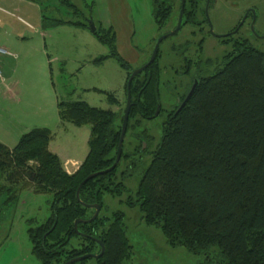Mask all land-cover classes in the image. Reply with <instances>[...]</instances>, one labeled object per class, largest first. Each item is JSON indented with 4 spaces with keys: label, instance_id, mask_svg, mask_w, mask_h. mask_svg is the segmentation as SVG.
Returning a JSON list of instances; mask_svg holds the SVG:
<instances>
[{
    "label": "trees",
    "instance_id": "trees-1",
    "mask_svg": "<svg viewBox=\"0 0 264 264\" xmlns=\"http://www.w3.org/2000/svg\"><path fill=\"white\" fill-rule=\"evenodd\" d=\"M29 1L41 6L43 32L62 24L88 29L90 19L95 24L93 1L87 4L81 0L87 14L71 1H61L69 10L72 8L77 21L47 16L38 0ZM174 2L151 0L153 20L159 29L170 21ZM178 4L180 9V0ZM184 12L180 29L194 20L187 13L186 2ZM95 28L92 34L108 47L109 54L94 63L111 58L126 72L123 107L102 110L84 101L58 98L57 115L62 123L90 127L88 153L71 175L48 149L52 139L48 128L29 130L13 148L0 143V225L4 211L14 206L23 189L48 194L49 217L28 229L32 251L40 264H64L83 255H97L101 251L99 241L104 252L96 259L97 264H122L131 250L124 214L116 211L107 215L102 196L125 195L120 203L137 209L141 221L158 228L170 247L204 254L216 264H264V48L229 46L220 59L198 69V85L181 110L174 111L175 106L163 113L160 107L155 116L162 74L158 51L154 62L131 81L132 105L118 165L88 180L81 187L78 201L79 184L115 161L126 84L135 70L118 53L113 28H104L99 22ZM185 91L180 93L181 99ZM106 94L112 105L120 106L112 94ZM163 114L160 139L143 169L142 154L147 151L142 144L150 137L136 131L142 121ZM138 169L141 178L132 192L125 181ZM94 204L100 206L99 215L85 223L94 213L88 206ZM76 220L81 222L75 231ZM88 259L72 264H85Z\"/></svg>",
    "mask_w": 264,
    "mask_h": 264
},
{
    "label": "rangeland",
    "instance_id": "rangeland-1",
    "mask_svg": "<svg viewBox=\"0 0 264 264\" xmlns=\"http://www.w3.org/2000/svg\"><path fill=\"white\" fill-rule=\"evenodd\" d=\"M61 1L63 0H38L45 7L47 16L77 21L72 8L69 10ZM69 1L87 14L81 0ZM84 1L87 4L94 2L92 14L95 26L100 19L112 26L116 34L117 50L132 69L140 68L149 60L158 39L176 28L179 17L178 0L174 2L170 21L162 29L153 20L151 0ZM212 2L208 19L213 32L227 30L248 7H253L261 22H264V0ZM193 30L196 32L195 27L184 25L176 34L159 44L158 63L162 69L160 107L163 108V113L174 104L172 93L180 94L183 91L181 71L186 67L185 57L188 55L180 47L191 39ZM200 38L198 36L193 41L197 42ZM7 46L6 42L0 41V49L16 55L12 60L6 54H0V143L13 148L23 134L33 128H46L43 126L48 124V129L55 133L53 146L63 155L83 160L88 153L89 125L79 129L69 123L57 126V120H49L50 114L45 111L52 107L55 115V96L60 100L84 101L91 107L118 111L124 103L126 72L111 58L94 63L96 58L109 54L108 47L100 44L89 29L71 24L49 28L43 37L32 36L26 42L12 44L11 49ZM227 49L218 45L213 38H206L202 59L208 57L211 61L218 60ZM25 51L31 53L28 58L21 56ZM10 71H13L11 75ZM8 88L11 89L8 96L13 100L5 95ZM106 93L112 94L120 106L112 105ZM38 101L41 104H37ZM36 106H42V111L36 113ZM164 115L142 121L136 131L137 135L144 132L150 137L142 144V148L144 146L147 151L142 154L143 169L149 164L151 153L160 139V125ZM130 141L128 135L127 149L130 148ZM117 177H120L119 174ZM140 178L141 172L138 169L125 181L127 189L135 191ZM124 197L125 195L113 198L108 194L102 196L103 211L107 215L116 211L124 214L123 222L131 250L129 258L122 264H216L204 254L194 255L182 247L167 245L158 228L146 226L141 221L137 209H128L120 203ZM50 202L51 195L23 189L14 206L4 211L0 225V264H40L32 251L28 229L36 228L47 220ZM85 264H97V261L89 258Z\"/></svg>",
    "mask_w": 264,
    "mask_h": 264
},
{
    "label": "flooded vegetation",
    "instance_id": "flooded-vegetation-1",
    "mask_svg": "<svg viewBox=\"0 0 264 264\" xmlns=\"http://www.w3.org/2000/svg\"><path fill=\"white\" fill-rule=\"evenodd\" d=\"M185 2L187 3L188 15L191 16V19H194L190 21L189 25L195 27L196 32L193 30L190 35L191 39L186 40L182 45L181 51H184L185 54L188 55L185 57L186 67L181 71V75L184 79L183 91H185L186 88L187 90L185 91L182 99L180 98L181 94L175 92L172 93L174 104L171 105V108L173 109L176 106L177 109L174 110L176 112L192 86L194 84H196V86L198 85V69L202 65H206V63L211 61L208 57L202 59L204 57L203 48L206 43V38H213L218 45L226 48L235 44L238 46H252L259 50L264 48V22H261V19L257 16L253 7L244 9L240 17L236 19L235 24L227 30L222 32H213L208 19V10L209 6L213 3L212 0H196L192 3L190 0H184V7ZM184 13L183 8V15ZM247 30H249V33H247ZM198 36L201 38L197 40V42H194L193 39L196 40ZM191 57H193V59ZM171 108L169 109L170 111Z\"/></svg>",
    "mask_w": 264,
    "mask_h": 264
},
{
    "label": "crops",
    "instance_id": "crops-1",
    "mask_svg": "<svg viewBox=\"0 0 264 264\" xmlns=\"http://www.w3.org/2000/svg\"><path fill=\"white\" fill-rule=\"evenodd\" d=\"M40 13H41V6L29 0H0V41L6 42L8 44L7 48L11 49L12 44L16 45L17 43H20L23 41L26 42V40H29L32 36L38 35L39 38L43 37L45 35V32L40 30V15H41ZM98 22L104 28L112 27L111 25L107 24V22H105L104 20L100 19ZM0 54H6L12 60L15 58V55H16V54L14 55L11 52L9 53L7 50H4V52H1ZM30 54H31L30 52L25 51L24 53L21 54V56L23 55L24 57L28 58ZM47 61L49 63L48 59ZM1 64H3V62ZM41 70L42 69H40V71ZM11 72L13 71H10L9 73L10 75H11ZM49 75H50V72H49ZM49 80L51 81L50 77H49ZM124 84H125V81H124ZM51 85L54 90V84L52 81H51ZM8 93H11L10 88L6 90L5 95L8 96ZM8 97L11 100H13L12 97L10 96ZM57 101L58 99H56V96H55V101H53V104H55V106L57 105ZM71 101H74V100H71ZM34 103H37V102H34ZM37 104H41V103L38 101ZM37 104H34V105H37ZM35 108H36V113L41 112L43 109L42 106H39V107L36 106ZM56 109H57V106H56ZM45 112L50 114L49 120L51 119L53 120V118L57 120V126H62L64 124V123L62 124V122L58 119L57 112L55 113V115L53 114L52 107H50V109L46 110ZM60 123L61 125H59ZM46 125L47 126L44 125L43 127L48 128L49 127L48 124ZM77 128L79 129L80 127H77ZM51 133H52V139L50 140L49 145H48L49 151L55 154L59 158L62 164L63 170L68 175L75 173L85 158L80 161V160L71 158L69 156L63 155V153L59 152L58 148H55V146H53V142H54L53 139H54L55 133L54 132H51Z\"/></svg>",
    "mask_w": 264,
    "mask_h": 264
},
{
    "label": "water",
    "instance_id": "water-1",
    "mask_svg": "<svg viewBox=\"0 0 264 264\" xmlns=\"http://www.w3.org/2000/svg\"><path fill=\"white\" fill-rule=\"evenodd\" d=\"M183 8H184V0H181V5H180V11H179V17H178V21H177V26L176 28L160 37L158 39V41L156 42L154 48H153V51L151 53V56L148 60V62L141 66L140 68L138 69H135L132 71L131 75L129 76L128 80H127V84H126V91H127V94H126V105H125V109H124V113H123V118H122V124H121V132H120V137H119V142H118V146H117V154H116V157H115V161L114 163L111 165V167H109L108 169L104 170V171H101V172H98V173H94V174H91L89 175L88 177H86L80 184L79 186L77 187V190H76V199L78 201L79 200V192L81 190V187L90 179H93L95 178L96 176L98 175H103V174H107L109 172H111L112 170L115 169V167L118 165L119 161H120V158H121V154H122V143H123V139H124V136H125V132H126V126H127V120H128V116H129V111H130V108H131V94H130V84H131V81L134 79L135 76L139 75L143 70H145L151 63L154 62L156 56H157V53H158V48H159V44L166 38L170 37V36H173L174 34H176L180 27H181V23H182V18H183ZM206 11H207V6H206ZM88 29L91 33H94L96 28L94 26V24L92 23V20L90 19L88 21ZM195 88H196V84H194L192 86V88L190 89V91L188 92L187 96L185 97V99L183 100V102L181 103V105L179 106L177 112L179 110H181L183 108V106L186 104V102L190 99V97L192 96V94L194 93L195 91ZM159 109H160V104H157V108H156V111H155V116L158 115L159 113ZM143 149H144V146H143ZM89 208H92V209H95V212L93 214V216L87 220V221H84L85 223H88V222H91L93 220H95V218L98 216L99 214V211H100V206L98 204H94V205H91V206H88ZM81 222V220H76L74 222V230L76 231V225L77 223ZM99 245L101 246V251L99 254L97 255H83V256H80V257H76L74 259H71L69 261H67L66 263L64 264H72V263H75V262H79V261H82V260H85L87 258H95V259H98L100 258L102 255H103V252H104V247L103 245L101 244V242L99 241Z\"/></svg>",
    "mask_w": 264,
    "mask_h": 264
},
{
    "label": "built area",
    "instance_id": "built-area-1",
    "mask_svg": "<svg viewBox=\"0 0 264 264\" xmlns=\"http://www.w3.org/2000/svg\"><path fill=\"white\" fill-rule=\"evenodd\" d=\"M1 52H4V50L0 49V53H1Z\"/></svg>",
    "mask_w": 264,
    "mask_h": 264
}]
</instances>
